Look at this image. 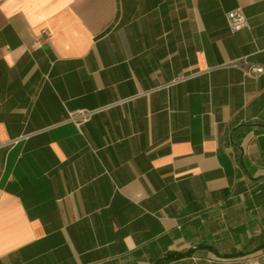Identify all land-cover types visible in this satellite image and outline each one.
<instances>
[{
    "label": "crops",
    "instance_id": "0c3cea01",
    "mask_svg": "<svg viewBox=\"0 0 264 264\" xmlns=\"http://www.w3.org/2000/svg\"><path fill=\"white\" fill-rule=\"evenodd\" d=\"M243 59L264 66V0H0V264H264Z\"/></svg>",
    "mask_w": 264,
    "mask_h": 264
},
{
    "label": "built area",
    "instance_id": "2783aa9c",
    "mask_svg": "<svg viewBox=\"0 0 264 264\" xmlns=\"http://www.w3.org/2000/svg\"><path fill=\"white\" fill-rule=\"evenodd\" d=\"M227 20H228L229 28L232 32H239L243 29H249L250 28L248 18L246 17V15L244 14V12L241 8H238V9L228 13ZM41 35L46 37L47 39H49L51 37V32L49 30L45 29V30H42ZM40 48H42V41L39 38H36V40L34 41V44H33V49L38 50ZM222 67H224V68H226V67L237 68V69L241 70L244 73V75L248 78H258L259 76L264 74V66H258L256 64L249 62L246 59L234 61V62L226 64ZM196 75L197 74L188 75V76H181L180 78H178L174 82L167 84V85L163 86L162 88H158L156 90L144 92L142 94H139V95L131 97V98H126L124 100H120L114 104H111L109 106H105L103 108H99V109H95V110H79V111H73V112L68 111L66 118L63 121V123L73 124L78 130H81L83 128V126L86 125L87 123H89L95 115H97L101 112L107 111V110L114 108V107H117V106H121V105L126 104V103H128V102H130L136 98L147 96V95H149V94H151L157 90L169 88L175 84L184 82V81L188 80L189 78H192ZM27 138H28V136H23V137L17 138L15 140H13V142H11L10 145H15V144L19 143L20 141L27 139Z\"/></svg>",
    "mask_w": 264,
    "mask_h": 264
}]
</instances>
